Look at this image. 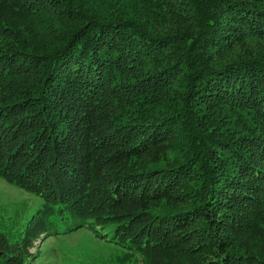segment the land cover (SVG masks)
<instances>
[{"label":"trees","instance_id":"1","mask_svg":"<svg viewBox=\"0 0 264 264\" xmlns=\"http://www.w3.org/2000/svg\"><path fill=\"white\" fill-rule=\"evenodd\" d=\"M0 175L43 199L0 264H264V0H0Z\"/></svg>","mask_w":264,"mask_h":264},{"label":"rangeland","instance_id":"2","mask_svg":"<svg viewBox=\"0 0 264 264\" xmlns=\"http://www.w3.org/2000/svg\"><path fill=\"white\" fill-rule=\"evenodd\" d=\"M42 205L41 196L0 175V230L8 236L27 225ZM31 251L33 264H141L137 256L86 228L43 236Z\"/></svg>","mask_w":264,"mask_h":264}]
</instances>
